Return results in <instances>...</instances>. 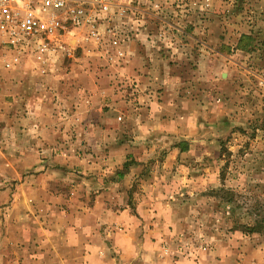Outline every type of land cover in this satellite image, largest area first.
I'll list each match as a JSON object with an SVG mask.
<instances>
[{"label":"rangeland","instance_id":"obj_1","mask_svg":"<svg viewBox=\"0 0 264 264\" xmlns=\"http://www.w3.org/2000/svg\"><path fill=\"white\" fill-rule=\"evenodd\" d=\"M92 17L93 26L63 35L71 57L45 63L29 58L0 71L1 165L21 158L14 154L30 139L22 120L53 117L42 124L50 133L41 134L47 190L63 198L47 205L43 240L55 242L52 226L64 228L95 206L102 178L87 167L95 125L97 146L118 142L131 153L110 176L130 174L125 186L111 187L110 197L118 189L126 197L97 205L100 215L104 207L116 217L124 213L119 224L99 228V244L121 248L120 254L108 251L109 257L128 264H264V231H241L264 220V0H113ZM134 52L141 61H133ZM141 77L153 88L141 87ZM56 81L78 87L75 110L90 122L56 121L74 112L50 92ZM158 82L168 84V92ZM92 84L111 90L87 93ZM88 94L95 96L90 105ZM152 100L170 101V133L164 115L144 139L134 119L141 111L150 114L145 106ZM108 131L99 145L97 135ZM220 189L232 192L231 204L220 200ZM125 230H132L127 238L110 239ZM71 254L66 246L63 255Z\"/></svg>","mask_w":264,"mask_h":264},{"label":"crops","instance_id":"obj_2","mask_svg":"<svg viewBox=\"0 0 264 264\" xmlns=\"http://www.w3.org/2000/svg\"><path fill=\"white\" fill-rule=\"evenodd\" d=\"M135 54L136 52H134V55ZM134 60L141 61L140 55L136 54L133 61ZM133 71L134 69L131 71L129 67L123 69L125 74L133 75ZM140 72L145 76L146 73L143 67L140 68ZM55 75H57V73H55ZM147 78H139L138 83L139 85L141 84V87L152 83L151 80ZM169 81L170 85H172V80L170 79ZM158 84H162L161 87L163 90L168 92L166 91L168 89V84L166 85L160 82H158ZM99 86L92 84L87 93L91 92L90 94H93L98 91L111 90L109 85H107L108 87L104 85ZM150 86L153 88L154 85L151 84ZM50 92H53L55 97L59 94L60 104L65 103L67 107L74 109V112H71L64 118L65 120L55 119L56 121H62L63 124H70L71 126H76L80 123L78 121L90 122L89 116L79 117L75 110L80 105L78 87L75 84H70L68 88L65 87V84L61 85L59 81H56L50 89ZM54 92L56 94H54ZM44 93H49V90L47 92V90L44 89ZM88 96L87 101L90 102V105L95 96L90 97L89 94ZM148 103L145 107L149 108L150 114L149 112L141 111V115L136 116V119H134L137 124H140L141 128L139 129L143 133L141 135L144 139L151 135V133L148 134L151 126V129L160 126V118L163 119L164 115L166 116V120H164L165 125H169V127L164 128V131H170V101L158 103L152 100L149 104ZM110 117L111 115L109 114L108 121H110ZM52 118V116H39L35 117L34 120L31 118L22 120L21 122L27 126L26 133L30 134L29 140L33 139V135L36 136V140H28L19 153L14 154L16 156H21V158L17 160L13 159L12 162L6 160L5 163L2 165L0 164V264L4 262L5 264H128L123 263V259L117 263L112 257H109L108 251L111 249L112 252L121 253V248L119 246L113 245V247L106 250L104 244H99L100 229L104 230L107 226L119 224L122 219L121 215L124 213L116 217L113 215L110 207H104L103 211H101V215L96 211L101 209L100 205L97 206L100 203L102 205L111 203L115 198L122 201L126 197V193L122 189L115 191L116 197H110L113 192L111 187L116 186L121 188L125 186V181L129 178L130 174L127 172L119 177L117 175L113 177L110 176L114 174L112 172L118 171L117 169H119V166L128 159V155L131 153L127 151L126 146L118 142H116L114 146H97L96 142H94L96 138L94 136V132L96 131L95 125H91L89 130L90 135L88 141L91 149L88 150V152H90L91 155L88 156L89 161L87 166L90 175L97 176L96 174H99L102 178L101 184L97 185L100 190L97 192L92 203L95 206H92L91 210H88L86 213H77L73 219L74 223L71 221L64 228L54 223L56 226L55 228L52 226L50 235L59 237L55 242H49V240L45 242L46 240H43V238L48 235V230L44 227V223L47 219V205L56 203L58 202L57 199L63 198L61 195L49 194L47 190L48 182L46 179L47 170L44 154H46L48 150L45 145L46 141L42 138L41 134L48 132L45 131L42 125L43 122L46 123L48 120L51 123ZM36 124H39L38 127ZM145 126L148 128L147 131L144 129ZM34 127L38 129V132L36 131L37 134L32 130ZM71 130V133L73 131L76 134L78 133L75 128ZM48 133H50V131ZM100 134H102V136ZM109 136V131L106 134L99 133L97 135V138L100 139L99 145H101V140H107ZM98 147L99 149L101 148L102 151L98 150ZM52 150H50V152ZM54 151L57 150L54 149ZM99 151L102 153H98ZM147 152L148 151L143 150V157ZM133 156L135 155L133 154ZM116 157L118 161H116ZM102 163L103 165L98 167V165ZM131 171L132 170H130V172ZM31 172L37 176L31 175ZM60 183H62V185L64 184L60 181L55 182V184ZM87 184H90L93 188L95 187L94 182H87L84 186H87ZM82 217L84 221L83 223H79V219ZM102 225L106 226L102 228ZM96 228H98V233L96 232ZM130 231L128 232L125 230L124 232L113 233L110 235V239L113 238L115 240V237L118 235L124 237L128 236ZM64 234H69V240L63 238ZM66 246H72L75 254L69 256L63 255ZM4 254L5 256L1 258ZM129 264H133V262L131 261Z\"/></svg>","mask_w":264,"mask_h":264},{"label":"built area","instance_id":"obj_3","mask_svg":"<svg viewBox=\"0 0 264 264\" xmlns=\"http://www.w3.org/2000/svg\"><path fill=\"white\" fill-rule=\"evenodd\" d=\"M113 0H0V71L37 58L42 63L72 56L63 35L93 26V11L108 10ZM93 36V34H92Z\"/></svg>","mask_w":264,"mask_h":264},{"label":"trees","instance_id":"obj_4","mask_svg":"<svg viewBox=\"0 0 264 264\" xmlns=\"http://www.w3.org/2000/svg\"><path fill=\"white\" fill-rule=\"evenodd\" d=\"M218 194L221 195L220 200H224L227 204H231L232 202V198H233V194L232 192L229 191H225L224 189H220L218 191ZM223 203V201L221 202ZM254 225L253 226H241L242 229L241 231L246 235L249 234H261L264 231V220L261 219L260 221H254Z\"/></svg>","mask_w":264,"mask_h":264}]
</instances>
